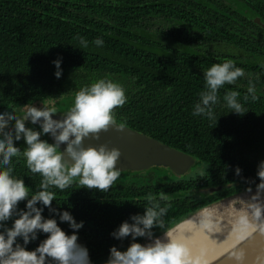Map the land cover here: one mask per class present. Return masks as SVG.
Listing matches in <instances>:
<instances>
[{
  "label": "trees",
  "instance_id": "trees-1",
  "mask_svg": "<svg viewBox=\"0 0 264 264\" xmlns=\"http://www.w3.org/2000/svg\"><path fill=\"white\" fill-rule=\"evenodd\" d=\"M256 16L264 22V0H0V109L74 99L80 88L112 79L127 95L125 105L115 109L117 122L192 155L200 165L199 171L183 176L160 166L127 169L105 193L79 188L78 183L63 191L52 189L57 198L52 207L84 222L79 242L89 249L92 264L106 262L113 245L126 250L131 237L117 240L111 234L144 212L149 193L169 197L166 223L171 227L204 205L259 183L264 91L257 90L259 99L244 104L248 111L243 116L229 112L223 101L226 91H239L242 98L249 80L264 78V26ZM80 36L89 41L87 49L78 48ZM97 37L104 41L102 47L92 43ZM57 59L60 78L55 75ZM226 59L254 77L220 89L216 124L192 112L205 88L204 71ZM69 108L65 104L58 111ZM17 145L26 147L23 140ZM12 163L13 174L37 191L42 177L30 172L22 156ZM233 183L222 191L201 193ZM43 215L54 216L72 233L48 208ZM45 238L39 233L27 248L35 249ZM138 240L143 243L144 238ZM17 242L23 244L22 238Z\"/></svg>",
  "mask_w": 264,
  "mask_h": 264
},
{
  "label": "clouds",
  "instance_id": "clouds-1",
  "mask_svg": "<svg viewBox=\"0 0 264 264\" xmlns=\"http://www.w3.org/2000/svg\"><path fill=\"white\" fill-rule=\"evenodd\" d=\"M80 49L89 47L85 37H77ZM92 43L102 47L104 41L97 37ZM57 78L62 76L61 60L54 61ZM205 88L199 93L192 114L204 116L217 124L215 106L220 103V89L236 84L245 76V70L237 67L235 61L226 59L214 63L204 73ZM256 85L249 80L245 95L236 90L226 91L223 101L229 112L243 116L248 110L244 104L257 101ZM127 102L126 89L112 79L100 78L80 88L74 96L72 107L59 112L56 107L26 106L22 114L15 111L0 112V264H92L89 249L79 242V230L84 222H77L71 212L53 208L56 192L78 183L79 188L108 192L122 174L118 162L122 155L120 148L106 143L98 146L85 144L86 139L99 140L102 132L116 125L115 109ZM62 118L56 119V114ZM39 125V130L29 127ZM50 135L54 142L42 139ZM26 147L21 150L18 141ZM61 145H66L63 150ZM23 157L27 168L42 179L38 190L14 173L13 158ZM236 175L242 170L237 167ZM203 175V173H201ZM253 192L250 183L247 197L237 196L223 208L204 210L189 218L187 228H172L166 223L171 204L169 197L160 192L149 193L142 214H134L112 232L113 238L124 240L131 237L126 250L113 245L105 264H214L213 250L207 243H196L193 237L202 232L218 243L229 237L234 239L231 248L217 257L215 264L227 258L229 264H264V161L258 165ZM26 201L25 208L19 207ZM42 205L43 207L39 206ZM44 208L59 216V221L68 223L72 233L65 231L54 216L46 218ZM14 218V219H13ZM12 220L11 226H7ZM154 229L162 230L157 236ZM46 234L39 245L32 250L27 245ZM217 234L224 235L223 239ZM144 238L147 243L139 242ZM22 238L23 244L18 243ZM143 241V242H144ZM259 241V247L252 243Z\"/></svg>",
  "mask_w": 264,
  "mask_h": 264
},
{
  "label": "water",
  "instance_id": "water-1",
  "mask_svg": "<svg viewBox=\"0 0 264 264\" xmlns=\"http://www.w3.org/2000/svg\"><path fill=\"white\" fill-rule=\"evenodd\" d=\"M254 20L264 26V22L261 17L257 16ZM21 115V113H17ZM56 119L62 118V113L56 114L54 116ZM117 126H122V130H119L115 125L112 126L107 132H102L99 140L94 138L86 139L85 144L99 145L101 143H106L109 147H118L121 150V157L118 162V167L121 168L122 171L130 170H144L153 166H160L169 168L173 173L178 176H183L189 172V170L195 165L196 159L192 155L178 150L167 143H162L155 137L147 136L145 133L139 132L124 123H120L116 121ZM48 138L51 142H54L53 138L49 135ZM66 145H61V149L65 148ZM235 185H218L209 187L207 189L201 190V193L211 194L217 191H222L224 187H231ZM247 189H240L235 193L227 195L223 198L215 200L208 205H204V207L198 209L194 213L185 217L183 220L177 222L172 228H175L181 222L193 217L195 214L204 210V208L210 207L214 204L221 203L222 201L231 200L237 196H246L248 194ZM253 191H255V187H252ZM162 232L157 236H162ZM143 242V243H147ZM226 246V245H225ZM224 246V247H225ZM252 247H259V241L253 242ZM228 251V250H227ZM226 251V252H227ZM225 252V253H226ZM224 253V254H225ZM223 255V254H222ZM219 256V257H222ZM217 258V257H216ZM216 258H212L214 264L216 262ZM101 264H105L101 263ZM217 264H229L227 258H222L221 261H218Z\"/></svg>",
  "mask_w": 264,
  "mask_h": 264
},
{
  "label": "bare ground",
  "instance_id": "bare-ground-1",
  "mask_svg": "<svg viewBox=\"0 0 264 264\" xmlns=\"http://www.w3.org/2000/svg\"><path fill=\"white\" fill-rule=\"evenodd\" d=\"M253 192H255V191H253ZM249 195H251V194H248L246 196H240V197H247ZM229 201L230 200L222 201L221 203L214 204L210 207L204 208V210H208V209L218 210L220 208H223L224 204H227ZM204 210H202V211H204ZM189 226H190L189 219H187V220L181 222L180 224H178L175 228L183 229V228H187ZM217 235L220 237V239L224 238V235H221V234H217ZM193 240L196 243H202V242L207 243L208 246L210 247V249L213 250L212 258H216V257H219L222 254H224L229 248H231L232 244L235 242L232 237H229L228 239H225L222 242L218 243L216 240L210 239L208 236L204 235L202 232H197L196 235L193 237Z\"/></svg>",
  "mask_w": 264,
  "mask_h": 264
},
{
  "label": "rangeland",
  "instance_id": "rangeland-1",
  "mask_svg": "<svg viewBox=\"0 0 264 264\" xmlns=\"http://www.w3.org/2000/svg\"><path fill=\"white\" fill-rule=\"evenodd\" d=\"M238 8L242 11H246V7L242 4V3H238ZM221 48L225 49L226 47L225 46H221ZM245 76L246 77H254L251 73H247L245 72ZM257 82H255V85H256V89L257 90H260V91H264V78H260V77H257ZM73 97L72 98H66V99H59V100H55V99H46L44 101H39L37 103H35L34 105L36 106H42L41 103H45V104H48L49 106H54L57 108V110H60V111H64V107H65V104H68L69 107H72L73 105ZM149 169V168H148ZM200 170V165H194L188 173L192 174L193 172H196V171H199ZM147 240H145L144 242H146Z\"/></svg>",
  "mask_w": 264,
  "mask_h": 264
},
{
  "label": "flooded vegetation",
  "instance_id": "flooded-vegetation-1",
  "mask_svg": "<svg viewBox=\"0 0 264 264\" xmlns=\"http://www.w3.org/2000/svg\"><path fill=\"white\" fill-rule=\"evenodd\" d=\"M257 17V16H256ZM260 17V16H259ZM37 103V102H36ZM35 103H33V104H31V105H34ZM31 105H26V106H31ZM26 106H14V107H7V108H4V109H0V112H6V111H15L16 113H21L22 112V110L26 107ZM71 108V107H70ZM69 108V109H70ZM68 109V110H69ZM28 126L29 127H33V128H35V129H37V130H39V125L37 124V125H32L30 122H29V124H28ZM48 136L49 135H43L42 136V139H46V140H48L49 142H50V139L48 138ZM51 143V142H50Z\"/></svg>",
  "mask_w": 264,
  "mask_h": 264
}]
</instances>
